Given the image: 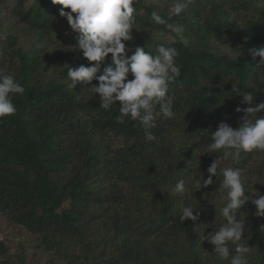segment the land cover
Wrapping results in <instances>:
<instances>
[{"label": "trees", "instance_id": "16d2710c", "mask_svg": "<svg viewBox=\"0 0 264 264\" xmlns=\"http://www.w3.org/2000/svg\"><path fill=\"white\" fill-rule=\"evenodd\" d=\"M25 1L10 17L40 47L25 52L19 36L9 32L1 47L0 73L14 74L25 93L13 96L16 114L0 119V213L32 233L39 249L69 264H227L199 239L200 230L213 232L221 222L215 190L222 177L199 190L192 183L197 173L206 179L222 155L206 152L210 132L220 122L238 127L244 113L236 108L248 107L235 89L253 91L254 103L264 102V66L249 52L264 46V0H192L170 19V6L139 0L140 31L133 30L129 47L154 54L164 44L156 32L175 36L172 27L185 28L182 39L165 44L179 51L181 75L169 93L175 116L157 120L152 141L138 122H116L119 102L105 111L91 85L69 87L68 67L87 63L74 49L78 34L52 0L29 9ZM153 10L168 19L167 26L150 23ZM217 43L223 52L212 50ZM235 166L264 194V151L242 154ZM180 179L189 187L183 195L171 191ZM182 205L197 207L198 218L180 222ZM240 212L254 248L249 264H264V217L255 215L251 200ZM0 247V264H28Z\"/></svg>", "mask_w": 264, "mask_h": 264}, {"label": "clouds", "instance_id": "9594fccd", "mask_svg": "<svg viewBox=\"0 0 264 264\" xmlns=\"http://www.w3.org/2000/svg\"><path fill=\"white\" fill-rule=\"evenodd\" d=\"M52 3L61 6L59 16L66 19L73 33L78 34L74 49L87 61L68 67L69 87L75 88L78 83L91 85L99 107L105 111L119 102L116 122L122 124L130 118L144 129L147 140H154L151 130L157 127V120L175 116V96L169 93L171 85L181 75L176 62L178 49L158 44L153 54L144 46L127 45L133 40V30L140 31L137 25L139 0H52ZM191 3L192 0H173L168 8V19L185 13ZM150 17V23L168 25V19L160 11H151ZM171 30L175 33L173 44L183 38V25H176ZM249 52L253 58L260 57L257 66H264V46L251 48ZM109 58L110 62H107ZM235 91L242 96L241 103L248 107L236 108V112L244 113L238 127L220 122L217 130L210 132L212 142L208 143L206 152L222 155L207 168L206 179L201 173L195 174L192 187L199 190L216 183L218 176L222 177L215 190L219 192L221 222L213 232L201 235L200 230L199 239L212 245V252L220 261L249 264L254 248L248 245L246 220L245 216L241 217L240 209L251 200L256 208L255 215L264 217V194L253 188L254 184L246 183L244 169L235 165L242 159V154L264 151V117L258 116L264 111V102L254 103L253 91L238 93L237 88ZM24 93V86L14 74L0 73V119L16 114L13 96ZM225 161H230L231 166L222 167ZM171 191L183 195L189 192V187L184 179H180ZM246 191L251 195H245ZM196 208L182 205L180 222L195 221L199 215L198 212L194 214Z\"/></svg>", "mask_w": 264, "mask_h": 264}, {"label": "rangeland", "instance_id": "374dc122", "mask_svg": "<svg viewBox=\"0 0 264 264\" xmlns=\"http://www.w3.org/2000/svg\"><path fill=\"white\" fill-rule=\"evenodd\" d=\"M147 1L161 7L171 6L173 2L172 0ZM40 3L41 0H26L25 7L29 9L31 6L39 5ZM18 4L19 0H0V53L8 32L19 36L21 46L25 52L40 47L39 39L28 31L23 33L17 20L10 17L12 9L17 8ZM173 37V34L168 32L155 33V38L164 44H171ZM211 48L212 50L219 48L220 52L224 51V48L219 43ZM220 52L219 54H221ZM230 56L233 57L234 53H230ZM119 143L117 141V144ZM1 243L4 244L7 254L17 263H19V259H24L28 264H69L64 258L39 249L38 240L32 233L23 226L15 224L13 220L11 221L8 214L4 215L0 213V245ZM2 259L4 258L0 247V260Z\"/></svg>", "mask_w": 264, "mask_h": 264}]
</instances>
